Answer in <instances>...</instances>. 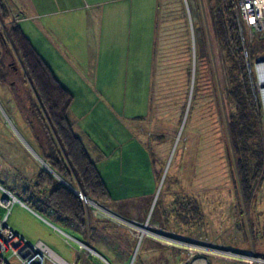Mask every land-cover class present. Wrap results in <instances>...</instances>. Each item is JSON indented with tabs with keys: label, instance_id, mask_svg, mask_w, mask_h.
I'll list each match as a JSON object with an SVG mask.
<instances>
[{
	"label": "rangeland",
	"instance_id": "rangeland-1",
	"mask_svg": "<svg viewBox=\"0 0 264 264\" xmlns=\"http://www.w3.org/2000/svg\"><path fill=\"white\" fill-rule=\"evenodd\" d=\"M1 1L5 8L6 0ZM90 2L100 3L92 17L103 21L104 51L90 58V89L84 85L80 97L90 98V119L83 117L90 123V154L111 198L101 201L106 209L94 212L96 216L89 210L84 223L62 219L65 225L47 210L35 211L17 203L9 225L32 243L42 241L50 248L47 264H59L57 258L76 260L75 264H134L136 258L139 264H264L246 257L264 259V182L245 205L222 109L231 85L219 41L208 30L205 1L142 0L151 12L156 7V15L153 42L143 31L138 44L119 38L123 0ZM6 13L4 17L0 12V184L22 202L25 197L36 201L31 175L39 169L55 175L27 147L37 152L26 116L31 88L9 40L13 25L23 27L10 9ZM142 13L146 24L150 10ZM70 15L65 16L69 18L63 27L70 29L65 36L69 44L71 31L82 29L70 26ZM53 19L32 20L33 30L27 32L36 44L45 42L40 24ZM47 27L51 43L50 38L59 32H54L57 26ZM242 30L253 97L262 103L260 82L253 77H257L258 57L263 56L257 53L253 60L249 50L262 37L252 38L246 28ZM69 53L56 59L60 68L83 69L88 59L75 57L73 48ZM109 213L172 238L168 241L146 233L138 246L137 227ZM181 238L189 245L171 242ZM74 239L93 250L96 247L110 263Z\"/></svg>",
	"mask_w": 264,
	"mask_h": 264
},
{
	"label": "trees",
	"instance_id": "trees-1",
	"mask_svg": "<svg viewBox=\"0 0 264 264\" xmlns=\"http://www.w3.org/2000/svg\"><path fill=\"white\" fill-rule=\"evenodd\" d=\"M204 1L208 30L218 39L223 59L226 61V74L231 86L224 97L223 117L235 153L237 185L244 204L248 205L254 199L256 186L260 187L264 182L263 107L253 97L235 0ZM4 6L5 8L0 0L1 16L7 17L9 8ZM263 38L264 36L261 42L249 49L253 60L257 53L264 57ZM9 40L22 64L25 83L31 88L26 99V116L34 134L38 154L70 186L80 188L84 194L100 202L109 201L111 197L107 185L84 139L75 132L70 118L74 94L62 84L18 24L10 28ZM201 46L200 53L203 42ZM253 79L257 82L256 75ZM32 188L38 199L35 201L25 197L23 200L31 209L51 211L63 220L84 223L89 209L54 176L39 169ZM195 214L198 215L197 210ZM95 250L110 263L109 257L101 254L96 247ZM136 260L137 258L134 264H139Z\"/></svg>",
	"mask_w": 264,
	"mask_h": 264
},
{
	"label": "crops",
	"instance_id": "crops-1",
	"mask_svg": "<svg viewBox=\"0 0 264 264\" xmlns=\"http://www.w3.org/2000/svg\"><path fill=\"white\" fill-rule=\"evenodd\" d=\"M123 1L125 4L121 6L122 9L120 10L119 38L123 39L124 37L127 40L138 44V38L144 37L142 36V32L144 31V35L148 41L153 42V24L155 22L156 7L154 6L155 11L153 12L152 9L151 12V7L144 4L142 0H131L129 3H126L127 0ZM6 3L11 11V15L14 12L20 14L21 18L19 22L22 25L24 32L28 35L38 52L62 84L74 94V102L69 112L70 118L74 123L75 132L84 139L90 152V123L83 120V117H88V119H90V116H87V113L90 114V98H87V100L84 101L82 97H80V90L85 86L90 89V74H92L91 72L93 69L91 68L93 62H91L92 65H90V58L96 55L99 56L101 52L104 51V47L102 46L103 21L101 19L95 20L92 17L93 9L100 3H91L90 0H6ZM144 9L147 12L150 10V17L146 19V24H143L144 18L142 12H144ZM68 13L71 14L70 16H72L73 19L67 21L70 26H82V29L78 31V33H75V30L71 31L74 34L71 36L73 39L70 41V44L68 40L65 39V36L69 34L70 29L63 28L64 26H67L66 19L69 17L66 18L65 16ZM124 14L128 15V18H124ZM134 16L135 20H132ZM40 17H45L47 19L56 18V20L53 19L45 24H40V31H42V29L45 31L46 39L43 38L45 41L44 43L40 41L36 44L28 34L27 30L32 29V20L34 22ZM127 19L128 21H126ZM47 25H53L54 27L57 26L54 32H59L50 38L51 43L47 41L48 37L46 34L49 35V27H47ZM93 27L96 30L93 29ZM34 31L38 32V28ZM39 36L42 37L40 34ZM72 48L74 53H76L74 54L75 57H79L83 60L88 59V62L82 63L83 69H76L75 71L72 70V72H69L64 69L62 70L57 60H59V58L62 59L64 56H69V49ZM132 48H134V46ZM55 67L59 68L56 69ZM81 107L86 108L81 109ZM74 112H78L79 115L74 114ZM37 172L38 170L31 175L32 178H35ZM47 214H49L57 223L62 225L66 224L51 211ZM109 214L115 216L111 213ZM115 217L119 219L117 216Z\"/></svg>",
	"mask_w": 264,
	"mask_h": 264
},
{
	"label": "built area",
	"instance_id": "built-area-1",
	"mask_svg": "<svg viewBox=\"0 0 264 264\" xmlns=\"http://www.w3.org/2000/svg\"><path fill=\"white\" fill-rule=\"evenodd\" d=\"M235 3L238 26L241 35L243 34V27L250 32L252 38L263 37L264 0H235ZM12 15L16 22L20 21V14L14 12ZM262 58L264 57H261L258 60H261ZM67 188L70 189L79 200H81L84 205L93 212V215H95V209H98L99 211H104L106 209L100 201L84 194L80 188L73 186ZM17 203L25 206V203L0 184V210L3 211L2 216H0V264H13V261H16L18 264H47L51 259L50 248L42 241L32 243L24 235L9 225V218L12 209ZM111 217L117 219L115 216ZM74 240L75 242L80 243V245L82 244V242L76 239ZM85 248L88 249L86 246ZM56 260L59 264H75L76 262V260H74L70 263L59 258Z\"/></svg>",
	"mask_w": 264,
	"mask_h": 264
},
{
	"label": "water",
	"instance_id": "water-1",
	"mask_svg": "<svg viewBox=\"0 0 264 264\" xmlns=\"http://www.w3.org/2000/svg\"><path fill=\"white\" fill-rule=\"evenodd\" d=\"M261 66H264V58H262L261 60H258L257 62H256V69H257V78H258V81L259 82H261V75H260V67ZM262 104H263V107H264V97H263V94H262ZM28 148H29V150L30 151H32V153L34 154V156L36 157V158H38V160L40 161V162H42V164H43V166L45 167V170H47V171H51L54 175H55V177H56V179H58V181H60V183H62L63 185H65L66 187H72V186H70L66 181H64L56 172H54L52 169H50L51 167L49 166V164H47L46 163V161H44L41 157H40V155L30 146V145H28L27 146ZM46 164L49 166L48 168L46 167ZM123 222H125V223H127L128 225H130V226H133V227H137L138 225H137V223H132V222H128V221H125V220H122ZM144 227H146V226H144ZM144 230H146V229H144ZM141 231V230H140ZM146 233H149V232H146ZM142 236L140 237V239H139V242H138V246H139V244L141 243V241H142ZM165 238H168V237H165ZM169 238H170V236H169ZM168 238V239H169ZM181 240H184V239H174V241H171V242H177V243H180V244H183V245H189L188 243H187V241L186 240H184V241H181ZM168 241H170V240H168ZM186 241V242H185ZM82 244H84V243H82ZM92 253H94L95 255H97L98 257H100L101 259H104V258H102L95 250H93V249H91V248H89V246L88 245H86V244H84ZM191 245V244H190ZM232 253V252H231ZM241 254V253H240ZM135 256H136V252H135V254H134V256H133V259H132V261L134 260V258H135ZM238 256H242V257H244V255H238ZM251 255H249V256H246L247 258H249ZM253 257V256H252ZM255 260L257 259V260H261V261H264V259H259L258 257H253ZM250 259V258H249ZM133 263V262H132ZM131 263V264H132Z\"/></svg>",
	"mask_w": 264,
	"mask_h": 264
},
{
	"label": "bare ground",
	"instance_id": "bare-ground-1",
	"mask_svg": "<svg viewBox=\"0 0 264 264\" xmlns=\"http://www.w3.org/2000/svg\"><path fill=\"white\" fill-rule=\"evenodd\" d=\"M260 75H261V82H260V87H261V90H262V92H263V95H264V66H261V68H260ZM46 167H48V166H46ZM95 212H98V209H95ZM138 226H137V228L136 229H138V231H139V233H140V237L142 236H144L145 234H146V232H149V233H151L152 235H154V236H157L158 235V237H160V238H162V239H164V240H169L170 238H172V237H168V238H165V236H163L161 233V235H159L158 233H154L152 230H151V228H149V227H144L143 225H140V224H137ZM144 229H146V230H144ZM141 230V231H140ZM157 234V235H156ZM173 240V239H172ZM85 247V246H84ZM251 260H255L252 256H250L249 257Z\"/></svg>",
	"mask_w": 264,
	"mask_h": 264
}]
</instances>
